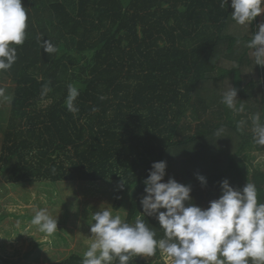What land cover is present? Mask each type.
Segmentation results:
<instances>
[{
  "label": "trees",
  "instance_id": "obj_1",
  "mask_svg": "<svg viewBox=\"0 0 264 264\" xmlns=\"http://www.w3.org/2000/svg\"><path fill=\"white\" fill-rule=\"evenodd\" d=\"M22 5L24 43L12 45L16 61L0 70L4 81L14 83L0 147L6 183L122 180L113 208L121 207L130 190L125 220L134 223L146 195L144 180L153 162L165 161L163 182L173 178L190 186V202L201 208L221 196L224 179L236 189L254 184L264 204V172L253 170L247 179L241 158L249 147L264 151L253 139L251 120L259 113L264 123V78L246 46L256 33V18L238 25L231 0L223 7L221 0H22ZM45 40L54 53L43 51ZM63 40L75 49L67 62L62 60L69 45ZM86 55L88 64L69 68ZM45 83L51 91L42 96ZM69 85L80 91L76 114L65 105ZM231 86L244 112L222 103ZM140 217L155 239H164L156 218ZM82 258L71 254L59 264H82ZM128 264L140 262L133 257Z\"/></svg>",
  "mask_w": 264,
  "mask_h": 264
},
{
  "label": "clouds",
  "instance_id": "obj_2",
  "mask_svg": "<svg viewBox=\"0 0 264 264\" xmlns=\"http://www.w3.org/2000/svg\"><path fill=\"white\" fill-rule=\"evenodd\" d=\"M228 0H221V7ZM264 0H231L232 19L238 25L251 22L264 11ZM27 14L22 0H0V70H7L16 61V48L26 37ZM247 47L252 50L255 64L264 65V23L258 25ZM45 53L56 51L52 42H43ZM51 88L42 86L41 95ZM80 91L68 86L65 105L76 114L79 109L75 101ZM0 96L3 90L0 89ZM237 89L230 87L222 95V103L233 112H242L243 105L236 106ZM10 99V97H5ZM103 99V97H101ZM95 110V109H93ZM253 139L264 145V123L259 113L251 117ZM243 121L237 122L242 131ZM166 162H153L148 177L144 180L145 193L141 205L145 216L154 215L164 239H155L156 232L148 227L145 220L137 216L129 223L110 209L94 212L90 232L95 240L83 254L82 264H128L133 257H152L157 249L166 253L173 264H264V204L258 203V190L252 183L242 189L233 188L228 179L221 181L222 195L211 200L207 208H201L191 201V187L169 178L163 182ZM206 183L204 176H198ZM164 209V211H161ZM38 230L47 235L58 229L57 217L47 210H37L31 221Z\"/></svg>",
  "mask_w": 264,
  "mask_h": 264
},
{
  "label": "rangeland",
  "instance_id": "obj_3",
  "mask_svg": "<svg viewBox=\"0 0 264 264\" xmlns=\"http://www.w3.org/2000/svg\"><path fill=\"white\" fill-rule=\"evenodd\" d=\"M260 23H264V11L256 17V32L259 30L258 25ZM63 43L69 45V52L66 54L67 56L64 60H62L63 62H67L69 53L75 52V49L70 41L63 40ZM87 60H89L88 55L84 56L80 63L70 64L69 68L71 70H78L81 65H86ZM261 69V75L264 78V65H261ZM2 82L5 81L0 76V89L3 88V96H0V147L4 138V130L8 126L9 109L11 108V98L14 88V83L9 80L5 82V84H12L8 88ZM5 97H10V99H5ZM241 158L247 179L250 180L253 170L258 169L264 172V151H257L253 147H249L242 153ZM1 164L2 162H0ZM3 176L0 172L1 192L4 191L3 188H6V184H8L7 186H11L9 188H12V191L15 190V186L6 183ZM121 184L122 181L119 180H100L99 182L67 181L50 183L49 185H32L28 190H24V194L27 191L32 194H27L28 198L31 196L30 202L32 203L27 213L35 214V211L43 209L47 210L48 214L53 218L57 217L59 219L57 220L58 229L54 233L55 235H48L49 238L46 236L42 237L43 251L39 253L40 258L44 260L42 264H59L72 253L83 256L84 252L95 240V237L90 232V223H94L92 221L94 212L107 208L113 214H119L123 219H126L130 190L123 195L121 207L118 210L113 208L115 193L119 190ZM15 193L17 194V192H14L13 196H16ZM45 195H47V198H45ZM207 207L208 203L204 201L202 208ZM1 208L2 206H0V212H2L0 214H3L4 211ZM161 211L164 210L161 209ZM142 212L143 207L141 205L137 216H143L144 213ZM10 215L13 214L10 213ZM152 216L155 218L154 215ZM3 221V225H6V221ZM134 258L138 259L140 264H158L162 262L165 264H173L172 259L162 251L159 256L145 257L139 255Z\"/></svg>",
  "mask_w": 264,
  "mask_h": 264
},
{
  "label": "crops",
  "instance_id": "obj_4",
  "mask_svg": "<svg viewBox=\"0 0 264 264\" xmlns=\"http://www.w3.org/2000/svg\"><path fill=\"white\" fill-rule=\"evenodd\" d=\"M5 82L2 83L5 84ZM11 85V83L5 84L6 88ZM60 182L67 181L55 183ZM9 184L15 186L16 189L13 191L17 194L15 193L16 196H13L14 192L12 188H9L11 186H7L8 184H6V188H3V192L0 190V206L4 211L3 214H0V264H42L44 260L40 258L39 253L43 251L42 237L46 234L40 232L38 226L32 225L31 221L35 214L27 213L32 206L31 196L28 198L27 194L30 193L27 191L24 194L23 192L32 185H49L50 182H13ZM0 187L2 188L1 185ZM3 220L6 221V225H3Z\"/></svg>",
  "mask_w": 264,
  "mask_h": 264
}]
</instances>
